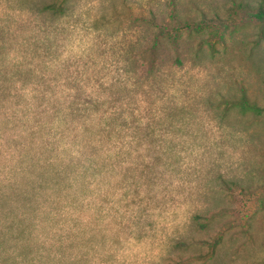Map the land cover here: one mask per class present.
Instances as JSON below:
<instances>
[{
  "label": "clouds",
  "instance_id": "1",
  "mask_svg": "<svg viewBox=\"0 0 264 264\" xmlns=\"http://www.w3.org/2000/svg\"><path fill=\"white\" fill-rule=\"evenodd\" d=\"M150 4L0 0V264H164L239 165L207 69L133 60Z\"/></svg>",
  "mask_w": 264,
  "mask_h": 264
},
{
  "label": "rangeland",
  "instance_id": "2",
  "mask_svg": "<svg viewBox=\"0 0 264 264\" xmlns=\"http://www.w3.org/2000/svg\"><path fill=\"white\" fill-rule=\"evenodd\" d=\"M260 2L155 0L157 6L146 9L148 18L129 17L147 29L145 45L129 49L134 61L143 57L150 68H158L179 58L181 68L192 62L207 69L210 103L221 113L232 109L224 143L241 153L238 166L205 178L202 208L172 242L164 264H264V25L252 16ZM177 31L175 47L167 35ZM244 96L258 112L243 113L232 105Z\"/></svg>",
  "mask_w": 264,
  "mask_h": 264
},
{
  "label": "trees",
  "instance_id": "3",
  "mask_svg": "<svg viewBox=\"0 0 264 264\" xmlns=\"http://www.w3.org/2000/svg\"><path fill=\"white\" fill-rule=\"evenodd\" d=\"M252 16L261 24L264 25V0H261L259 6L255 9V11L253 12ZM168 42L170 43V45H174L175 47L178 46L179 41H180V34L179 32H174L171 34H168ZM166 37V36H165ZM160 38L157 36V38H155V44L153 46V51L155 54V57L158 54V49H159V42H160ZM176 64L181 65V61L179 58L176 59ZM228 105L229 102L224 100V103ZM234 107H239L241 112L243 113H247V112H258L259 109L257 108V106L255 104H253L248 98L247 96L242 97L240 100H238L235 104H232ZM221 239H219L217 242H220Z\"/></svg>",
  "mask_w": 264,
  "mask_h": 264
}]
</instances>
